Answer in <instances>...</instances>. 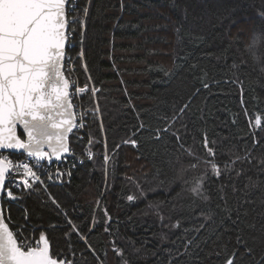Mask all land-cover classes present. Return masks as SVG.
<instances>
[{
  "label": "trees",
  "instance_id": "16d2710c",
  "mask_svg": "<svg viewBox=\"0 0 264 264\" xmlns=\"http://www.w3.org/2000/svg\"><path fill=\"white\" fill-rule=\"evenodd\" d=\"M76 4L88 13L81 28L67 6L64 64L86 90L72 99L70 177L2 201L17 240L43 233L72 264H264V75L246 51L264 0Z\"/></svg>",
  "mask_w": 264,
  "mask_h": 264
},
{
  "label": "snow or ice",
  "instance_id": "6c2138e0",
  "mask_svg": "<svg viewBox=\"0 0 264 264\" xmlns=\"http://www.w3.org/2000/svg\"><path fill=\"white\" fill-rule=\"evenodd\" d=\"M66 3L69 5L68 15L73 16L72 24L82 28L88 8L85 6L78 13L79 5L72 7L74 0H0V150H24L37 165L40 161L51 162L53 159L63 162L62 154L70 152L66 142L68 134L76 127L69 99V81L61 70L66 41L71 44L66 29L75 31L66 20ZM80 35L82 40L83 31ZM262 120L264 117L256 115L255 124L261 126ZM17 125L23 128L26 139L17 135ZM132 143L135 146V141ZM209 143L205 138L204 146ZM209 153H213V149L209 148ZM104 159L107 162L109 158L105 155ZM212 172L220 175L215 164ZM17 174L19 178H14ZM56 175L59 178L60 173ZM42 182L29 163H14L0 152V201L5 198L16 200L14 188L34 190V185ZM191 191L199 194L200 185L196 184ZM127 199L132 201L134 197L129 195ZM52 203L60 208L55 199ZM67 223L72 225L73 231H78L72 220ZM104 231L107 232L108 228ZM237 242L246 244L239 237ZM247 251L251 249L247 248ZM0 264L72 262L60 254L53 258L49 241L43 233L38 246L18 243L5 222L0 203ZM226 264H233V260L228 259Z\"/></svg>",
  "mask_w": 264,
  "mask_h": 264
},
{
  "label": "built area",
  "instance_id": "2783aa9c",
  "mask_svg": "<svg viewBox=\"0 0 264 264\" xmlns=\"http://www.w3.org/2000/svg\"><path fill=\"white\" fill-rule=\"evenodd\" d=\"M67 36L69 38V36H71V33L67 32ZM72 46H73V44L71 43L69 46H67V49H71ZM78 58L83 59V54H82L81 50L78 54ZM64 69H66L68 75H73L74 67H73V63L71 62V57H69L67 59L66 66L64 64ZM72 86H75V85L72 83ZM71 99H72V95H71ZM74 112H75V117H76V127H78V126L81 127V115L76 112L75 108H74ZM3 154L7 155L9 159H12L14 161V163H29L30 166H33L34 171L38 172V175L40 177L47 175L48 176V179H47L48 182H55L56 181L55 177L57 176L56 175L57 173H60L59 177H61L62 180H67L70 177L69 168L71 167V164H72L71 159L74 158L71 156V154H69L68 156L62 158L63 162L48 163V161L45 160V161H40L39 165H37V162L33 158H28L27 155H22V154L14 155V154L7 153V152H5ZM57 165H59V167H57ZM16 176H18V174ZM49 176H51L52 179H49ZM5 200L6 201H12V200H8L7 198L3 199V201H5ZM20 242H23L24 244L29 245V246H33V247L39 245V242H34L32 240L26 241L23 239ZM18 243H19V239H18Z\"/></svg>",
  "mask_w": 264,
  "mask_h": 264
},
{
  "label": "clouds",
  "instance_id": "9594fccd",
  "mask_svg": "<svg viewBox=\"0 0 264 264\" xmlns=\"http://www.w3.org/2000/svg\"><path fill=\"white\" fill-rule=\"evenodd\" d=\"M246 51L249 53L252 65L261 75H264V33H253L246 45Z\"/></svg>",
  "mask_w": 264,
  "mask_h": 264
},
{
  "label": "water",
  "instance_id": "95a60500",
  "mask_svg": "<svg viewBox=\"0 0 264 264\" xmlns=\"http://www.w3.org/2000/svg\"><path fill=\"white\" fill-rule=\"evenodd\" d=\"M67 6H68V4L66 3V20H67ZM67 32H68V29H66V35H67ZM67 44H68V42L66 41V46H65V51H67ZM66 57V56H65ZM64 63H65V60L62 62V72H63V74H64V77H65V79H67V77L65 76V73H64ZM68 80V79H67ZM69 81V80H68ZM68 91H69V99H70V102H71V104H72V100H71V85H70V82H69V89H68ZM73 119L75 120V122H76V117H75V112H74V107H73ZM74 130V129H73ZM19 133H21L22 134V139H26V136H25V134H24V132H23V128L22 127H20L19 125H17V135L19 136ZM72 133V132H71ZM71 133H69L68 134V138H67V144H68V146H69V136H70V134ZM45 150L47 151V148H45ZM0 152H3V153H5V152H7V153H11V154H14V155H19V154H22V155H27L26 154V152H24V150H16V149H11V150H0ZM69 155V153H67V154H62V158L63 157H66V156H68ZM53 162H57V161H55V159H53L52 160ZM51 161V162H52ZM48 163H50L49 161H48ZM0 203H2V201H0ZM6 222V221H5ZM10 229V228H9Z\"/></svg>",
  "mask_w": 264,
  "mask_h": 264
},
{
  "label": "rangeland",
  "instance_id": "374dc122",
  "mask_svg": "<svg viewBox=\"0 0 264 264\" xmlns=\"http://www.w3.org/2000/svg\"><path fill=\"white\" fill-rule=\"evenodd\" d=\"M69 38H70V40H73V35L71 34V36H69ZM70 44L68 43V45L67 46H69ZM70 79H71V81H69L70 82V85H71V95L73 96L72 97V99L74 98V97H80L81 96V94L83 93V91H84V89L86 90V88L85 87H78V86H72V80H75L76 78L73 76V75H71V77H70ZM92 89V92L93 93H97V89H95V88H91ZM88 90V89H87ZM71 99V100H72ZM73 105V104H72ZM74 107V106H73ZM73 132V131H72ZM69 154H70V152H69ZM53 162V161H52ZM51 163V162H50Z\"/></svg>",
  "mask_w": 264,
  "mask_h": 264
},
{
  "label": "bare ground",
  "instance_id": "6f19581e",
  "mask_svg": "<svg viewBox=\"0 0 264 264\" xmlns=\"http://www.w3.org/2000/svg\"><path fill=\"white\" fill-rule=\"evenodd\" d=\"M68 45V44H67Z\"/></svg>",
  "mask_w": 264,
  "mask_h": 264
}]
</instances>
